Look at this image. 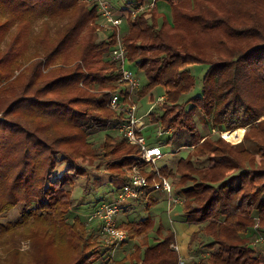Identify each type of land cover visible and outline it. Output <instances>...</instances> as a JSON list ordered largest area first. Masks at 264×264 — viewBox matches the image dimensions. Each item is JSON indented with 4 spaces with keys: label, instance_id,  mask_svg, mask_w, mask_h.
<instances>
[{
    "label": "trees",
    "instance_id": "trees-1",
    "mask_svg": "<svg viewBox=\"0 0 264 264\" xmlns=\"http://www.w3.org/2000/svg\"><path fill=\"white\" fill-rule=\"evenodd\" d=\"M166 1L170 19L156 5L139 11L129 18L123 43L129 64L147 79L137 95L165 88L162 111L151 114L152 121L170 131V141L188 135L179 145L190 148L187 154L175 167L160 168L179 189L184 220L200 225L188 246L201 231L208 238L201 245L209 249L206 257L184 264H264L247 236L256 220L264 234V0ZM98 17L95 5L84 0H0V215L23 207L19 221L0 222V264H92L101 257L84 222L66 218L74 205L66 186L85 175L75 159L99 160L97 168L105 161L121 185L128 182L123 167L137 165L148 182L146 209L157 203L158 178L145 169L138 145L123 149L124 142L114 144L115 137L105 134L98 152L88 137L90 127L105 130L124 118L123 110L109 106L122 77L109 56L115 34L100 39ZM194 63L207 69L201 92L185 108L179 100L194 86L187 68ZM125 90L122 85L118 92ZM197 110L217 135L199 133ZM243 127L253 150L227 141L240 140ZM231 130L227 139L220 135ZM58 155L67 162L59 175ZM154 226L151 216L119 225L130 239ZM26 239L31 247L22 253L18 245ZM174 240L167 228L154 244L136 245L130 260L179 264L170 247Z\"/></svg>",
    "mask_w": 264,
    "mask_h": 264
},
{
    "label": "rangeland",
    "instance_id": "rangeland-1",
    "mask_svg": "<svg viewBox=\"0 0 264 264\" xmlns=\"http://www.w3.org/2000/svg\"><path fill=\"white\" fill-rule=\"evenodd\" d=\"M84 1L87 4L93 5L92 0H84ZM110 2L116 7V9H118L117 11L119 12H126V9L135 7L136 5H140V4L146 5L145 9L147 7H151L152 5H156L160 12L165 13L169 19L171 17L169 5L166 0H143L142 2H137L136 0H110ZM95 22H96L94 24L95 32L97 33L100 39L103 40L109 37V35H111L112 33L115 34V31L113 30V26L109 19L99 16ZM120 28H121L120 29L121 38L123 41L124 35L128 31L126 21H123ZM126 66H127L126 68H133L139 77V86L138 89L135 91V95H133V103H135L137 106V114L139 116H142V121L145 123V126L141 130V133L144 136V139L148 146L151 145L159 146L161 150L165 153V155L160 160L157 161L156 166L160 168L162 166L175 167L178 159L180 157H184L187 154L186 151L190 150V148L188 147H185V149L183 150L179 149L180 144L187 143L188 135L183 132L181 134V137L178 139V141L169 140L171 136L170 131L169 130L163 131L162 128L159 127V123L153 122L151 117V114L160 113L162 111L161 105L165 103V99H166L165 88L162 85H156L142 96H140L139 94L137 95V93H139L138 91L146 86L147 79L145 77L144 72L135 69L131 64H129L128 60ZM187 68L192 73L195 82L190 92L183 94L179 100V102H182L185 105V108H189L192 105V103L189 102L188 99L201 92L202 77L207 69V65L202 63H194L188 65ZM18 72L19 71L17 70L15 74H17ZM115 85H116L115 89H117L118 92L121 86L125 84H123L122 81L121 83L120 81L118 82L116 81ZM91 90L94 91L95 89H91ZM18 93H20V89H17L15 91V94ZM128 102H130V100L126 99L125 103ZM75 108H78V106H75ZM120 108H123L122 104L120 105ZM112 110L115 111V109ZM115 112L119 113V109H117ZM56 115L59 116V114L57 113ZM0 117H2L1 113H0ZM195 122L199 133L203 135L204 134H212L213 136L217 135L215 129H213L211 124L206 123L204 121V116L200 110H197L195 114ZM121 126H122V122L116 120L114 123L110 124V126L105 130H97L94 129L93 127H90L88 131L89 132L88 137L89 140L93 142V147L98 152L101 151L105 134H109L111 137H115L114 139L115 141H113L114 144L119 142H124L125 146L123 149H125L127 145L135 146V144L130 143L128 140H124V138L126 137L124 136L121 130ZM50 129H56V131L61 132L60 126L57 125H52ZM245 130L240 140L232 141L230 139H227V141H229L230 143H237L239 141H243L248 149L253 150L254 149L253 142L251 140L243 139ZM158 132H160V134H158ZM228 133H230V135H227ZM232 134H234V130L224 132L225 137H229ZM111 144L114 145L113 143ZM119 148L122 149L121 147ZM117 154L118 153H116V155ZM57 157H58L57 159L58 162L55 171L57 175H59L63 172L67 162H65V160H62V158L59 155ZM88 160L91 161V163H89ZM98 161L99 160H95L93 162L88 157L75 159V162H78L80 165H82L85 168V175L78 176L73 185L66 186V189L71 191L72 199L74 202V205L72 209L69 211L66 218L69 222H71L75 217H79L85 224L86 234L88 233L91 237V240L98 243V250L100 251L101 257L92 264H98L101 262H106L107 264H119L120 262L122 264H134L130 260L129 256L133 252L136 245H140V244L143 245L144 243L154 244L157 240L161 239V237L166 233L167 228L172 229L171 225L175 220L177 221L181 219L183 220V217L182 216L180 217L179 214H174V209H175L174 207L175 204L177 203L169 201L167 199L165 201L166 194H164L163 198H159L158 203H156V208H150L148 210L145 207L146 200L140 197L139 199L130 201L129 203H126L121 207V210L117 213L116 222L118 225H121L126 221L137 220L145 216L151 215V217H153L155 221V226L153 227V229L150 230L145 236H137L133 239L127 237L126 240H124L122 243L116 246H114L113 244L105 243L103 240V235L100 232L99 220H97L96 218L94 219V211L98 207H100L103 203L112 201L113 198L116 197V194L120 189L121 184L110 178L108 174V170L105 168L106 167L105 161L101 164H98L99 168H97L96 164L98 163ZM130 169L131 166L123 167V171L126 177ZM145 169L153 170V166L146 163ZM169 179L173 184L174 179L172 177H169ZM145 192L146 191H144L143 193ZM173 193H175V195H179L178 194L179 189H175ZM22 210L23 207L19 203L10 210L4 211L0 215V222L6 223L9 221L10 222L19 221L21 219ZM178 210L180 211V209ZM92 217L94 220H89ZM256 223L258 224L257 220L255 221L254 225ZM158 225H161L162 227L160 233L158 232L159 234L156 232V228ZM27 227L28 226H25L24 228ZM197 228L199 229L200 225L190 224L188 230L184 234V238H186L185 240L187 242L188 239H190L191 232L193 230L194 231L197 230ZM247 236L250 243L252 245H255L258 252H260L261 259L262 261H264V243L255 242L257 231L250 229ZM207 240H208L207 236L202 231L199 232L197 238H195L192 241L191 246H187L185 252L182 251L183 252L182 259L184 260V262L181 264H184L190 258L199 259L200 257H206L209 249H207L206 246L204 245L201 246V245L204 244ZM18 246H19L18 247L19 250L22 253L23 252L28 253L31 247V242L28 239L22 240L20 241ZM170 247L178 252L179 258L182 257V255L180 256L179 254L180 248L177 242L174 241L173 243H171ZM2 253L3 252L0 248V255H2ZM10 261L11 258L9 257L8 262L10 263Z\"/></svg>",
    "mask_w": 264,
    "mask_h": 264
},
{
    "label": "built area",
    "instance_id": "built-area-1",
    "mask_svg": "<svg viewBox=\"0 0 264 264\" xmlns=\"http://www.w3.org/2000/svg\"><path fill=\"white\" fill-rule=\"evenodd\" d=\"M92 2L99 13V16L109 19L113 26V30L115 31V43L112 46L109 56L111 60L115 61L118 65L122 73L120 80L125 84L126 88V93L115 92L110 95L109 106L115 110H123L124 118L122 120L121 130L130 143L139 146L142 153L141 160L153 166V171L158 178L153 183V188L155 190L167 191L169 193V201L176 202L177 204L182 203L183 198L181 196L172 194L173 184L169 177L162 175L160 167L156 166L157 161L160 160L165 153L159 146H148L141 133L145 123L142 121V116L137 114V106L133 103V95H135V91L139 86V77L133 68H126L127 51L121 38L120 26L123 21H126L127 27H129L128 19L130 17L132 18L139 11L144 10L146 5H136L135 7L126 9V12H119L110 0H92ZM126 99H129L130 102L125 103ZM121 104L123 108H120ZM224 132L226 131H220V135L227 139ZM158 134H160V132H158ZM127 179L128 182L120 186L116 197L113 198L112 201L103 203L94 211V219L96 218L99 220L100 232L103 235L104 242L107 244H113L114 246L122 243L127 238L126 231L119 227L116 222L117 213L121 210L123 205L137 199L147 187L148 183L146 176L141 172L137 165L131 167ZM253 228L257 231L258 224L256 223ZM255 242L264 243V234L257 231ZM183 262L184 260L179 258V264ZM98 264L107 263L101 262Z\"/></svg>",
    "mask_w": 264,
    "mask_h": 264
},
{
    "label": "crops",
    "instance_id": "crops-1",
    "mask_svg": "<svg viewBox=\"0 0 264 264\" xmlns=\"http://www.w3.org/2000/svg\"><path fill=\"white\" fill-rule=\"evenodd\" d=\"M201 134V133H200ZM203 135V134H202ZM179 149H185V146H182V147H180ZM189 150H187L186 151V153L188 152ZM175 189H178V188H174V186H173V190H172V194L174 195L175 193H173L174 192V190ZM147 189L145 188L143 191H142V193L139 195V197L137 198V199H139L140 197L141 198H143L144 196H145V193H143L144 191H146ZM142 194H143V196H142ZM164 194H166V198H165V201H166V199L168 200V196H169V193L167 192V191H165V190H154L153 191V196H154V198H156L157 199V203H158V201H159V198H163L164 197ZM179 194V193H178ZM179 196H181L180 194H179ZM144 199V198H143ZM181 204L182 203H178V204H175V209H174V214H179L180 215V217L182 216L183 217V220L181 219V220H175L174 222H173V224L171 225L172 226V230L174 231V233H175V242H177L178 244H179V254H180V256L183 254V252H185V250H186V248H187V246H188V242L185 240L186 238H184V234H185V232L188 230V227L190 226V224L189 223H187L185 220H184V214H183V212H182V206H181ZM151 208H156V204L154 205V206H152ZM180 209V211L178 210V209ZM149 216H151V215H149ZM153 218V217H152ZM154 219V218H153ZM89 220H94L93 218H90ZM194 232V230L191 232V234ZM190 234V235H191ZM185 240V241H184ZM188 241H189V239H188ZM183 251V252H182ZM181 258H183V255H182V257Z\"/></svg>",
    "mask_w": 264,
    "mask_h": 264
},
{
    "label": "bare ground",
    "instance_id": "bare-ground-1",
    "mask_svg": "<svg viewBox=\"0 0 264 264\" xmlns=\"http://www.w3.org/2000/svg\"><path fill=\"white\" fill-rule=\"evenodd\" d=\"M227 135H230V133H228Z\"/></svg>",
    "mask_w": 264,
    "mask_h": 264
},
{
    "label": "water",
    "instance_id": "water-1",
    "mask_svg": "<svg viewBox=\"0 0 264 264\" xmlns=\"http://www.w3.org/2000/svg\"><path fill=\"white\" fill-rule=\"evenodd\" d=\"M245 130V128H243Z\"/></svg>",
    "mask_w": 264,
    "mask_h": 264
}]
</instances>
